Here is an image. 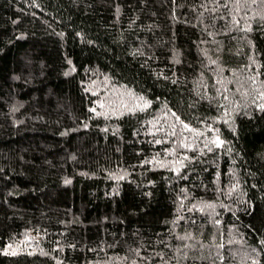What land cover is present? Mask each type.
I'll list each match as a JSON object with an SVG mask.
<instances>
[{"label":"trees","instance_id":"obj_1","mask_svg":"<svg viewBox=\"0 0 264 264\" xmlns=\"http://www.w3.org/2000/svg\"><path fill=\"white\" fill-rule=\"evenodd\" d=\"M0 264H264V0H0Z\"/></svg>","mask_w":264,"mask_h":264},{"label":"rangeland","instance_id":"obj_2","mask_svg":"<svg viewBox=\"0 0 264 264\" xmlns=\"http://www.w3.org/2000/svg\"><path fill=\"white\" fill-rule=\"evenodd\" d=\"M128 104V103H127Z\"/></svg>","mask_w":264,"mask_h":264}]
</instances>
